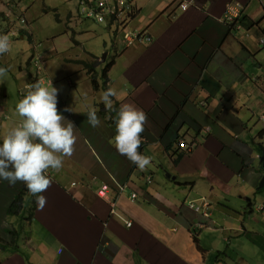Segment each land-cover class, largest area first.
<instances>
[{
	"label": "crops",
	"instance_id": "obj_1",
	"mask_svg": "<svg viewBox=\"0 0 264 264\" xmlns=\"http://www.w3.org/2000/svg\"><path fill=\"white\" fill-rule=\"evenodd\" d=\"M184 2L186 11L180 7ZM235 2L244 6L246 20L239 31L223 21ZM135 5L128 28L146 30L153 43L125 48L114 35L105 87L117 92L113 106L131 102L147 114L139 151L151 164L141 170L114 147L119 109H106L103 102L99 109L88 100L95 101L93 93L102 94L101 87L77 91L80 76L89 83L83 62L99 57L98 49H85L67 62L61 58L62 64L43 53L38 58L45 76V70L39 80L21 68L25 85L16 103L3 92L0 143L22 121L16 105L37 81L60 89L58 109L65 123L75 124L78 139L63 168L49 175L42 210L24 183L0 179V264H264V190L258 191L264 187V0H135ZM83 21L69 28L80 34ZM101 66L92 70L98 74ZM115 67L119 77L112 75ZM66 72L80 76H71L68 85ZM89 104L97 109L99 127L88 123ZM181 140L191 152L182 149ZM178 149L186 155L175 163ZM104 185L105 198L98 195ZM171 187L190 189L188 198L208 204L203 208L209 218L182 208ZM23 191L24 203L9 212ZM193 222L203 227L193 233L186 227Z\"/></svg>",
	"mask_w": 264,
	"mask_h": 264
},
{
	"label": "clouds",
	"instance_id": "obj_2",
	"mask_svg": "<svg viewBox=\"0 0 264 264\" xmlns=\"http://www.w3.org/2000/svg\"><path fill=\"white\" fill-rule=\"evenodd\" d=\"M123 46L126 48L124 43ZM11 48L9 35L0 34V56L9 53ZM8 71V68L0 67V77L6 76ZM36 77L40 80L41 75L36 73ZM59 91L52 83L44 85L42 81H37L31 84L15 108L22 121L8 129L0 143V179L7 180L11 185L18 181L24 183L41 210L47 203L41 193L51 186L48 170L58 172L63 168L65 157L73 155L78 139L75 124L71 120L65 123L66 117L58 109ZM116 96L117 92L111 86L102 92L101 101L106 109H112V98ZM64 111L73 109L66 107ZM86 115L92 127L101 125L96 107L89 104ZM147 119L143 109L129 102L121 103L115 121L114 147L141 170L151 164V157L139 151ZM200 211L201 207L197 212Z\"/></svg>",
	"mask_w": 264,
	"mask_h": 264
},
{
	"label": "rangeland",
	"instance_id": "obj_3",
	"mask_svg": "<svg viewBox=\"0 0 264 264\" xmlns=\"http://www.w3.org/2000/svg\"><path fill=\"white\" fill-rule=\"evenodd\" d=\"M76 3V0H0V34L9 35L12 42L11 51L0 56V67L9 69L6 76L0 77V89L2 92L0 99L3 98V92H10L13 96L11 99L12 105L16 103L19 96V90L25 85V80L23 81L20 77V69L22 68V70H27L30 74L36 76L37 69L35 63L33 62V58H38L45 52H51L50 56L55 57L57 62L61 58H64L65 62H67L73 60L71 55H78L81 57L82 54H84L85 49H98L99 52L97 56L99 55V57H91L92 60L90 62L97 61V64L102 63V66L99 68L98 74H96L94 70L88 72L87 68V75L84 78H87L89 83H87L86 80H82L80 74L78 73L72 75L71 72H66L65 76L67 78L68 85H72L70 78L71 76H80V81L76 82V88L81 94H86L85 91H87L90 85L95 90H97L94 88L96 83L99 85V88H103L107 85L109 81L107 74L106 76L103 75V70L108 65V63L112 62L114 56V50L109 49L111 46V38L114 40V33L106 30L103 25L84 20L83 22L85 23L83 27L85 28L83 32L78 29L77 32L82 33L75 34L69 28L68 24L81 21L82 19L78 15ZM151 8H155L154 3L150 4L148 12L151 11ZM95 28L96 33L94 35L92 31H94ZM23 29H28L32 34V38L25 36V32L24 34L21 33V30ZM14 31L17 32L16 35L14 34ZM151 37L152 40L147 44V46L153 43V36L151 35ZM76 41H79L81 45H77ZM142 45L146 46V44ZM104 56L107 58V61L105 60L103 62L105 58ZM117 61L119 63L118 66L120 65V69H122L123 61H119V59ZM59 62L60 64L63 63V61ZM94 67V65H91L90 69ZM44 70L45 72L43 76L47 74L45 65L43 67V71ZM81 72L82 70L79 71V73ZM115 72L116 76L119 77V67H115L112 75L115 74ZM105 80H107L106 83ZM101 81L103 84L105 83V85L101 84ZM63 89L66 90V87H63ZM93 95L95 101L91 98H88V100L94 105H97L99 109H102V106L99 105L102 102L101 94L93 93ZM4 100L5 98L1 100V105H3L2 102ZM111 113L114 114V110H111ZM181 147L182 149L185 148L187 152H191L192 150V146L186 141H184ZM171 188L172 189L170 190V193L174 195L175 198L181 199L182 208L186 207L188 210L196 213L194 210L198 211L197 208L201 207V211L199 213L200 216L202 217L204 214H208L205 216L209 218L208 216L210 214L206 212L207 209L203 208L207 207V205H205L202 200H194L191 199V197L188 198L190 189L185 190V187L177 189H173L174 187ZM103 198H105V196ZM131 198L135 200V198ZM193 203H195V205L192 207ZM204 220L205 219H202L199 222L204 223V225L207 226V222ZM196 223L198 222H193L192 224L195 225H187L186 227L191 229L193 233L198 232V227L203 226H197ZM205 231L206 229L204 232ZM232 254H234V251H232Z\"/></svg>",
	"mask_w": 264,
	"mask_h": 264
},
{
	"label": "built area",
	"instance_id": "obj_4",
	"mask_svg": "<svg viewBox=\"0 0 264 264\" xmlns=\"http://www.w3.org/2000/svg\"><path fill=\"white\" fill-rule=\"evenodd\" d=\"M78 15L81 20H88L96 24L103 25L109 32L115 35H121L126 46L135 44H148L152 37L147 31H132L128 28V24L132 17L136 14L137 8L135 0H76ZM188 4H181V9L186 10ZM225 21L235 24L237 28L241 27L240 14L236 6L230 7L225 15ZM16 35V32L14 31ZM261 42H264L262 40ZM36 73L38 76L43 73V65L40 59L35 60ZM182 144L184 140H181ZM181 144V145H182ZM52 170H48V176ZM151 181V177L149 178ZM109 189L108 185H104L99 191V195L104 197L105 192ZM136 199L137 194L132 195ZM193 207V205H192ZM199 210V207L197 208ZM132 223L129 222L128 226Z\"/></svg>",
	"mask_w": 264,
	"mask_h": 264
},
{
	"label": "trees",
	"instance_id": "obj_5",
	"mask_svg": "<svg viewBox=\"0 0 264 264\" xmlns=\"http://www.w3.org/2000/svg\"><path fill=\"white\" fill-rule=\"evenodd\" d=\"M245 21H246L245 18H243V20H242L243 24H244ZM22 33L24 34V31H23ZM33 62H34V61H33ZM34 63H35V62H34ZM83 64H84V67H85V68H88L89 71H92V69H90V67H91V65L96 66L97 61L83 62ZM111 64H112V62H111V63H108V65L104 68V70H103V75L106 76V74H107V72H108V70H109ZM94 81H95V80H94ZM106 81H107V80H105V83H106ZM105 83H104L103 85H105ZM94 88L98 89V88H99V85L96 83V85H95ZM101 88H102V87H101ZM102 90L105 91V90H107V88H106V87H103ZM118 105H119V103H116L112 108L119 109ZM114 114H115V111H114ZM144 139H145V138H144ZM177 146H179V145L177 144ZM185 155H186L185 152H180V150L178 149V151H177V153H176V157H177V158H176V160H175V163H179L180 160H181ZM150 177H151V181H148L149 183L152 182V176H150ZM150 177H149V178H150ZM263 190H264V187L258 189L259 192H261V191H263ZM24 192H25V191H23V193H21V194L18 196V198L13 202V204L11 205V207H10V209H9V212L16 211V210L19 208V206H20L22 203H24V198H23V194H24ZM136 198H137V197H136ZM250 206H252V204H251ZM1 243H3V240H2V238L0 237V244H1ZM222 254L225 255L226 252H225V253L223 252Z\"/></svg>",
	"mask_w": 264,
	"mask_h": 264
},
{
	"label": "bare ground",
	"instance_id": "obj_6",
	"mask_svg": "<svg viewBox=\"0 0 264 264\" xmlns=\"http://www.w3.org/2000/svg\"><path fill=\"white\" fill-rule=\"evenodd\" d=\"M134 3H135V2H134ZM182 4H188V8H189V3L184 2V3H182ZM232 6H236L237 9H238V11H239L241 27H240V28H237L235 24H230V23L226 22V21H225V16H224V18H223V21H224L228 26L231 27V30H237V31H239V30H241V29L243 28V22H242V20H243V18H244V17H243L244 6H243L241 3H239V2H235V3L229 4V5L227 6V10H228L230 7H232ZM180 7H181V5H180ZM188 8H187V9H188ZM227 10H226V12H227ZM225 15H226V13H225ZM99 25H100V24H99ZM104 28L107 30L106 27H104ZM108 31H109V30H108ZM116 36H117L119 39L122 40V43H124V42H123V38H122L121 35L118 34V35H116ZM261 43H263V42H261ZM129 47H131V46H126V48H129Z\"/></svg>",
	"mask_w": 264,
	"mask_h": 264
},
{
	"label": "water",
	"instance_id": "obj_7",
	"mask_svg": "<svg viewBox=\"0 0 264 264\" xmlns=\"http://www.w3.org/2000/svg\"><path fill=\"white\" fill-rule=\"evenodd\" d=\"M105 57V56H104ZM106 58V57H105ZM104 58V59H105ZM168 177H171V175H168ZM172 179H174L175 180V177H172ZM260 186L261 187H263L264 186V177L262 178V180H261V184H260Z\"/></svg>",
	"mask_w": 264,
	"mask_h": 264
}]
</instances>
